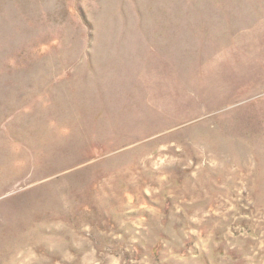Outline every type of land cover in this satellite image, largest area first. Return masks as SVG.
<instances>
[{
	"label": "rangeland",
	"instance_id": "374dc122",
	"mask_svg": "<svg viewBox=\"0 0 264 264\" xmlns=\"http://www.w3.org/2000/svg\"><path fill=\"white\" fill-rule=\"evenodd\" d=\"M0 264H264V0H0Z\"/></svg>",
	"mask_w": 264,
	"mask_h": 264
}]
</instances>
